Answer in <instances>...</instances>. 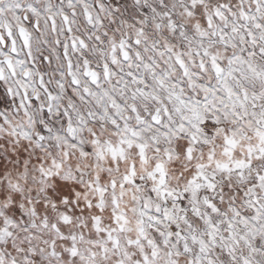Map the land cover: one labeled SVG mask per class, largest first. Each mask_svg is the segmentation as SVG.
Here are the masks:
<instances>
[{
    "label": "snow or ice",
    "instance_id": "6c2138e0",
    "mask_svg": "<svg viewBox=\"0 0 264 264\" xmlns=\"http://www.w3.org/2000/svg\"><path fill=\"white\" fill-rule=\"evenodd\" d=\"M0 264H264V0H0Z\"/></svg>",
    "mask_w": 264,
    "mask_h": 264
}]
</instances>
